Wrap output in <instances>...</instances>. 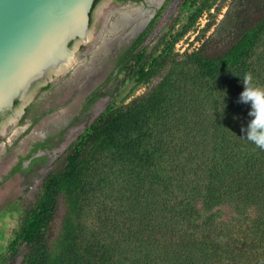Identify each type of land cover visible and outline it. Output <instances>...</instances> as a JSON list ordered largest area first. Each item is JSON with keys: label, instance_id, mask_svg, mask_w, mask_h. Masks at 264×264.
Masks as SVG:
<instances>
[{"label": "trees", "instance_id": "obj_1", "mask_svg": "<svg viewBox=\"0 0 264 264\" xmlns=\"http://www.w3.org/2000/svg\"><path fill=\"white\" fill-rule=\"evenodd\" d=\"M207 6L159 54L137 56L133 73L147 82L164 70L160 82L108 108L44 176L11 245L25 248L20 264H264V0H232L176 54ZM52 138L18 169L38 174L48 155H34Z\"/></svg>", "mask_w": 264, "mask_h": 264}, {"label": "rangeland", "instance_id": "obj_2", "mask_svg": "<svg viewBox=\"0 0 264 264\" xmlns=\"http://www.w3.org/2000/svg\"><path fill=\"white\" fill-rule=\"evenodd\" d=\"M231 1L162 0L158 5L148 0L97 2L91 37L75 50V62L70 69L34 86L30 101L18 120L5 124L8 117L22 107V101L0 121V130L4 129L0 135V264H20L25 248L17 244L19 249L16 250L11 245L47 172L63 160L82 132L108 108L122 106L150 92L164 76L163 70L149 81H141L133 73L137 56L143 52L159 54L165 43L184 29L190 17L203 4H209L174 47L176 54L193 51L225 18ZM136 5L154 9L151 20L136 31H132L134 25L122 28L118 21L120 16ZM208 24L209 30L206 29ZM115 25L118 27L114 28ZM142 33L144 36L124 57L126 63L119 61ZM95 91L101 93V97L86 108L82 118L77 119ZM49 136H53L50 141L52 149H39L34 155H48V161L40 167L39 173L19 170L21 157ZM30 161L31 158L24 159L23 167H27ZM64 210L61 201L52 226L54 235L59 231ZM216 210L226 219L235 215L228 206Z\"/></svg>", "mask_w": 264, "mask_h": 264}, {"label": "water", "instance_id": "obj_3", "mask_svg": "<svg viewBox=\"0 0 264 264\" xmlns=\"http://www.w3.org/2000/svg\"><path fill=\"white\" fill-rule=\"evenodd\" d=\"M95 2L0 0V114L23 102L5 124L23 114L34 86L74 64L75 50L91 37Z\"/></svg>", "mask_w": 264, "mask_h": 264}, {"label": "bare ground", "instance_id": "obj_4", "mask_svg": "<svg viewBox=\"0 0 264 264\" xmlns=\"http://www.w3.org/2000/svg\"><path fill=\"white\" fill-rule=\"evenodd\" d=\"M162 0H148V2L158 5ZM154 13V9H145L143 5H136L132 9L126 10L120 16L119 24L122 25V28L131 27L134 25L132 31H136L141 27H144L151 20ZM118 26H114L117 28ZM140 31V30H139ZM141 32V31H140Z\"/></svg>", "mask_w": 264, "mask_h": 264}, {"label": "flooded vegetation", "instance_id": "obj_5", "mask_svg": "<svg viewBox=\"0 0 264 264\" xmlns=\"http://www.w3.org/2000/svg\"><path fill=\"white\" fill-rule=\"evenodd\" d=\"M118 1H121V0H118Z\"/></svg>", "mask_w": 264, "mask_h": 264}]
</instances>
